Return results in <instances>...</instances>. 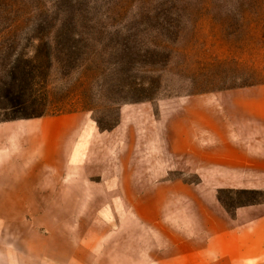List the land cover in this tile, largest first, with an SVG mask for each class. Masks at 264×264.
Masks as SVG:
<instances>
[{"label":"rangeland","instance_id":"rangeland-1","mask_svg":"<svg viewBox=\"0 0 264 264\" xmlns=\"http://www.w3.org/2000/svg\"><path fill=\"white\" fill-rule=\"evenodd\" d=\"M259 86L264 0H0V124L80 118L56 163L0 167V264H163L154 191L200 184L166 174L171 103Z\"/></svg>","mask_w":264,"mask_h":264},{"label":"crops","instance_id":"crops-1","mask_svg":"<svg viewBox=\"0 0 264 264\" xmlns=\"http://www.w3.org/2000/svg\"><path fill=\"white\" fill-rule=\"evenodd\" d=\"M171 104L163 140L166 174L180 180L195 175L200 184L178 181L154 191L165 212L163 264H264V201L231 213L218 197L224 190L264 192V86ZM79 120L0 124L2 171L7 174L5 164L56 163L44 148L73 138Z\"/></svg>","mask_w":264,"mask_h":264},{"label":"trees","instance_id":"trees-1","mask_svg":"<svg viewBox=\"0 0 264 264\" xmlns=\"http://www.w3.org/2000/svg\"><path fill=\"white\" fill-rule=\"evenodd\" d=\"M242 9V7H240V10ZM223 204V203H222ZM224 205V204H223Z\"/></svg>","mask_w":264,"mask_h":264}]
</instances>
